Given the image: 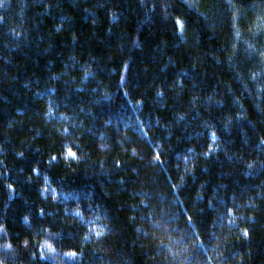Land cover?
<instances>
[{
	"label": "trees",
	"instance_id": "1",
	"mask_svg": "<svg viewBox=\"0 0 264 264\" xmlns=\"http://www.w3.org/2000/svg\"><path fill=\"white\" fill-rule=\"evenodd\" d=\"M258 224L264 0H3L0 264H251Z\"/></svg>",
	"mask_w": 264,
	"mask_h": 264
},
{
	"label": "rangeland",
	"instance_id": "2",
	"mask_svg": "<svg viewBox=\"0 0 264 264\" xmlns=\"http://www.w3.org/2000/svg\"><path fill=\"white\" fill-rule=\"evenodd\" d=\"M186 212V217L189 221V224L193 228L194 232V239L192 240L193 245L191 247H199L201 241V228L199 227V222L196 218H194L189 212ZM256 241L253 246L252 250V260L251 264H264V225L258 224L257 231H256ZM188 245V244H187ZM188 245V248H191ZM176 254V253H175ZM172 250H167V256L163 259L169 260L170 258L176 257ZM174 259V258H173Z\"/></svg>",
	"mask_w": 264,
	"mask_h": 264
},
{
	"label": "snow or ice",
	"instance_id": "3",
	"mask_svg": "<svg viewBox=\"0 0 264 264\" xmlns=\"http://www.w3.org/2000/svg\"><path fill=\"white\" fill-rule=\"evenodd\" d=\"M3 3V0H0V4H2Z\"/></svg>",
	"mask_w": 264,
	"mask_h": 264
}]
</instances>
